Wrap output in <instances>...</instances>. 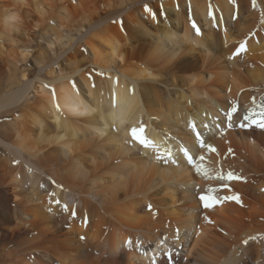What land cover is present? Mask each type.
Listing matches in <instances>:
<instances>
[{
	"label": "bare ground",
	"instance_id": "1",
	"mask_svg": "<svg viewBox=\"0 0 264 264\" xmlns=\"http://www.w3.org/2000/svg\"><path fill=\"white\" fill-rule=\"evenodd\" d=\"M53 20L76 38L29 58ZM237 102H264V0H0V264H264V132L201 154L242 179L200 217L194 176L151 158Z\"/></svg>",
	"mask_w": 264,
	"mask_h": 264
},
{
	"label": "snow or ice",
	"instance_id": "2",
	"mask_svg": "<svg viewBox=\"0 0 264 264\" xmlns=\"http://www.w3.org/2000/svg\"><path fill=\"white\" fill-rule=\"evenodd\" d=\"M146 10H147V6H146ZM209 16H212V12L211 11L209 12ZM192 27L196 30L197 35H199L200 34V29L197 28V26H196L195 23L192 24ZM244 49H245V45L243 43H241L239 45V47L237 48L235 54L238 55ZM236 112H237V108H236L235 105H233L230 108V110H228L225 113V116H226V119H227V126L229 128H231L233 126V124H234L233 115ZM251 115L252 114L249 113V115H246V116L243 117V120L244 121H249V123H243V122H241V123H239L236 126H238L240 128H248V127H251V126L255 125V127H257V128L264 129V120L257 122L255 120L251 119ZM193 130L195 131V127L194 126H193ZM143 131H144V126L143 125H141L139 127V129L133 128L131 130L132 141H128V143H132L134 141L136 144H139L141 147H143L145 149L152 147V142L151 141H149L146 137L138 134V132L139 133H143ZM197 142L199 143V145H200L201 148H206L209 151H213V152L215 151V149L211 145L206 144L200 138V135L199 134H197ZM180 151L183 153V156L186 158V160L188 161V163H192L193 162V157L190 155L189 151L186 148L181 147L180 148ZM229 151H231V149ZM169 156H171V153H169ZM157 158L158 159H164L163 157H159V156ZM198 160L200 162H202L204 160V156H200L198 158ZM165 162H167V160H165ZM171 162L172 163H176V161H175L174 158L171 160ZM194 170H195V172L198 175H202L205 178H207L208 173H207V171L204 168L201 167V163H199V162L196 163L195 166H194ZM220 179L227 180V181H231L233 179H237V180L242 179V177L237 176L233 172L229 171L225 176H221ZM223 187L227 188L228 185L225 183L223 185ZM209 191L211 192V191H214V190L213 189H209ZM199 201L202 203V205H203V207L205 209L212 208L213 205H214V203H222L224 201H235L237 204H241V200H240L239 194H233V195H228V196H220V197H217L215 199L210 198L208 195L202 194V195L199 196ZM57 203H59V202L57 201ZM149 208H151V205H149ZM63 210L64 211H68L67 206H65L63 208ZM71 214H72V216H75L76 215L75 210H73ZM205 219H207V217ZM210 222L211 221H209V223ZM81 239H84V237H81ZM243 243L246 244L247 241H244Z\"/></svg>",
	"mask_w": 264,
	"mask_h": 264
},
{
	"label": "rangeland",
	"instance_id": "3",
	"mask_svg": "<svg viewBox=\"0 0 264 264\" xmlns=\"http://www.w3.org/2000/svg\"><path fill=\"white\" fill-rule=\"evenodd\" d=\"M49 24L52 25L53 29H55L57 33H55V31H50V33H48L44 30V28L43 30H36L33 33L34 35L32 34L33 41L30 42L27 47H21L23 51L30 54L29 58L32 55H36L38 53V49H40V51H43L46 54V57H48L46 61L52 62L56 60L59 55H61L62 52L65 51V49H67L69 39L76 38L77 36L73 29H60L57 21H49ZM60 34L61 36H58ZM56 36H58L59 38H56ZM79 48L81 50L83 49L82 44H80ZM17 66L23 68L25 64L19 62L17 63ZM26 67L30 70L37 68L33 60H30V62L26 64Z\"/></svg>",
	"mask_w": 264,
	"mask_h": 264
}]
</instances>
